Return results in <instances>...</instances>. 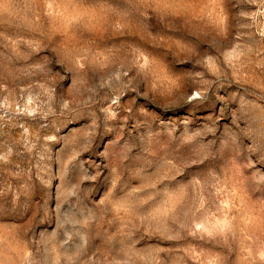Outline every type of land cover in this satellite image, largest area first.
<instances>
[{
  "label": "rangeland",
  "instance_id": "374dc122",
  "mask_svg": "<svg viewBox=\"0 0 264 264\" xmlns=\"http://www.w3.org/2000/svg\"><path fill=\"white\" fill-rule=\"evenodd\" d=\"M0 264H264V0H0Z\"/></svg>",
  "mask_w": 264,
  "mask_h": 264
}]
</instances>
